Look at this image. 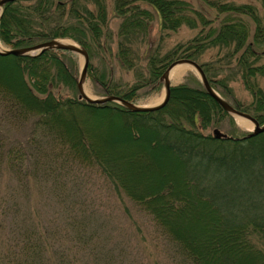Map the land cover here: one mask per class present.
<instances>
[{"label":"trees","instance_id":"1","mask_svg":"<svg viewBox=\"0 0 264 264\" xmlns=\"http://www.w3.org/2000/svg\"><path fill=\"white\" fill-rule=\"evenodd\" d=\"M88 1L97 7L83 13L80 6ZM113 1V14L121 20L116 54L103 0L9 2L2 8L0 40L13 50L72 39L89 53L88 77L96 93L132 103L161 90L163 74L179 59L197 62L216 92L230 99L226 76L217 73L237 67L253 102L233 106L264 125V88L258 83L264 76L259 50L264 13L252 4L223 0H200L198 10L186 0ZM208 9L216 11L219 26H209L215 20ZM156 17L161 41L183 25L202 24V32L164 55L151 43ZM141 44L146 74L138 69L131 86H118L111 71L104 74L95 66L94 58L104 52L134 68L130 56ZM209 47L227 52L199 62ZM77 66L75 54L67 51L0 56V180L14 183L0 195V264H76L69 250L57 245L59 228L37 205L42 188L61 197L55 184L63 175L71 179L76 169L115 184L150 218L175 264H264V133L217 140L203 132L229 116L191 73L171 89L163 109L133 112L117 103L80 99ZM9 71H15L17 83L3 80ZM6 127L23 136L10 137ZM120 129L124 137L112 136L111 130ZM164 164L169 168L162 169ZM69 204L62 205L74 210Z\"/></svg>","mask_w":264,"mask_h":264},{"label":"rangeland","instance_id":"2","mask_svg":"<svg viewBox=\"0 0 264 264\" xmlns=\"http://www.w3.org/2000/svg\"><path fill=\"white\" fill-rule=\"evenodd\" d=\"M103 1L106 2L105 4L110 19V30L113 32V34H110L111 39L109 42L113 41L111 45H113V50L115 52L117 48L116 33L118 32L121 20L116 18L113 14L114 1ZM186 1L192 3L197 10L201 9L203 6L200 0ZM223 1L234 5L252 4L258 9L261 15L264 13L263 0ZM95 3L93 1L85 2L80 6V9L83 13H85V8L93 11L97 7ZM208 12H210L209 18L215 20L216 11L214 9H208ZM220 23V20H215L213 24H209V26H219ZM200 29H202V24H199L198 28L195 29L183 25L178 31L170 33L161 41L159 22L156 17L153 22L152 31L150 32L151 38L153 39L151 43H153L155 49H159V53L167 55L173 52L177 46L184 45L190 40L198 37L202 32ZM205 32H207V30ZM2 45L10 49L3 43ZM137 50H139V53L136 52V55L130 56V62H133L132 65H135L134 68H128L126 67L127 65L124 67L120 59L118 60L116 56H110L108 53L104 52H102L100 56L95 57L93 61L101 73L109 74L108 72L111 71L113 82L124 88L135 83V74H137L138 69L143 70L146 74L145 66L147 61L143 57L144 54H142L145 47L141 44ZM226 50L227 49L221 47L206 48L199 58V62L217 60L227 52ZM259 50L264 52V45L262 48L259 47ZM75 57L78 61V77H80L83 68V58L77 54H75ZM261 62L264 63V59H262ZM215 65L219 66V64ZM236 68L232 67L230 70L222 69L217 73V76L219 75L220 78L226 76L227 85L229 89H231V98L225 100L231 105H235L236 102L249 106V104L253 102L252 93L244 86L242 70ZM190 73L201 82L195 69L190 67L187 68L179 80L172 81L173 87L185 82V79ZM88 76L84 87L85 90L89 92L87 96L93 99L107 97L106 95H99L96 93L94 83ZM2 78L3 80L8 79L9 81H15V83H17L15 71L3 72ZM258 83L264 88V76L259 77ZM164 87L163 84L161 90L140 98L136 104L139 106H154L161 103L165 96ZM228 116L229 117L221 118V120L217 122L218 124L209 126L206 130H203V132L206 134H213L214 129H220L232 138H239L253 131L255 124L252 121L241 117H233L229 114ZM241 121H247L251 124V127L244 126ZM2 130L12 138L23 136V132H15L8 129V127H6V129L2 128ZM111 132L114 137L121 138L125 135L121 129L115 131L111 130ZM167 166V164H164L162 169H168L169 167L167 168ZM76 171L78 172L70 173L72 174L70 175L71 179L65 180L63 175L60 182L55 184L56 189H59L61 192L62 198L58 193H55L54 196L50 195V193L39 184V187L42 188L40 195L43 196L37 198V205L39 203V207L42 209L41 214L50 218L53 224L59 228L56 238L60 240L57 244L60 250H66V247L69 250L68 252H70L75 259L76 264H106V262L110 261L114 264H175L170 257V248L158 237L159 235L153 223L149 220L150 218L143 212L137 210L136 205L123 195V193L118 192L115 184L97 173L83 172L77 169ZM12 184H14L12 181H5L3 177L0 180V187L2 189L0 195H5V187H13ZM69 203H73V207L71 208L74 210L67 211L65 206H63L70 205ZM69 220L75 222V224L69 225ZM2 223L5 226V220ZM80 223L82 226H80Z\"/></svg>","mask_w":264,"mask_h":264},{"label":"water","instance_id":"3","mask_svg":"<svg viewBox=\"0 0 264 264\" xmlns=\"http://www.w3.org/2000/svg\"><path fill=\"white\" fill-rule=\"evenodd\" d=\"M15 0H0V19L3 14V7L9 3L14 2ZM66 39H54L49 42H45L44 44H39L30 48H23V49H7L3 47L1 40H0V56L7 57V56H17V57H23V56H31L36 57L38 55L43 54L46 51H67L72 52L74 54L80 55V57L83 58V68L80 77H78V90L80 93V99H84L89 103H97V104H105V103H117L122 105L123 107L127 108L130 111L133 112H156L161 109H163L170 101L171 98V89L173 87L172 83V72H174L177 68L181 66H190L197 72L205 90L208 92V94L217 102L223 109L224 112L228 113L229 115L233 117H241L243 119H248L252 121L255 124V127L253 131H251L248 134V138L257 136L259 134L264 133V125H261L254 117L251 115L241 112L240 110L236 109L233 105H231L229 102H226L222 96L216 92V90L211 86L210 82H208V78L203 72V68L197 63L194 62V60L189 59H179L175 62H172V64L167 68L165 73L163 74L161 81L164 84L165 88V96L161 103L156 104L154 106H139L136 103L129 102L125 100L124 98H121L119 96H107L104 98L99 99H93L87 96L86 90H85V82L87 80L88 76V66L90 64V56L88 51L77 44L74 41L72 42H65ZM213 136L217 140L221 139H232V137L228 136L224 132H222L220 129H214Z\"/></svg>","mask_w":264,"mask_h":264},{"label":"bare ground","instance_id":"4","mask_svg":"<svg viewBox=\"0 0 264 264\" xmlns=\"http://www.w3.org/2000/svg\"><path fill=\"white\" fill-rule=\"evenodd\" d=\"M65 42H72V41L66 40ZM187 68H190V67L184 65V66H181V67L177 68L174 72H172L173 73L172 74V77H171L172 81L179 80L183 76V74L185 73V71L187 70ZM86 93H89L88 90H86ZM241 123L244 126H246V127H251V124L248 123L247 121H241Z\"/></svg>","mask_w":264,"mask_h":264}]
</instances>
